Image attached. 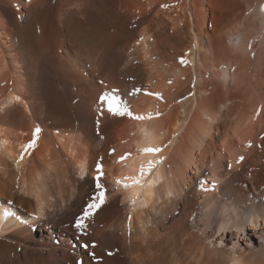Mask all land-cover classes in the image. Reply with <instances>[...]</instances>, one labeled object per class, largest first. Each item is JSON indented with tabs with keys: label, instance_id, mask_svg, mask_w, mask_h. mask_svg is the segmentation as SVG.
<instances>
[{
	"label": "bare ground",
	"instance_id": "6f19581e",
	"mask_svg": "<svg viewBox=\"0 0 264 264\" xmlns=\"http://www.w3.org/2000/svg\"><path fill=\"white\" fill-rule=\"evenodd\" d=\"M98 2L0 0L12 9L0 10V264H264V0H123L140 21L95 63L137 78L120 98L133 114H160L143 121L96 120L88 98L100 88L73 96L59 79L61 41H107ZM131 41L140 66L118 73ZM144 147L163 148L146 177L155 183L118 188L159 158L139 155ZM125 153L133 159L117 164ZM98 164L106 202L82 233ZM201 179L216 190L201 191Z\"/></svg>",
	"mask_w": 264,
	"mask_h": 264
},
{
	"label": "rangeland",
	"instance_id": "374dc122",
	"mask_svg": "<svg viewBox=\"0 0 264 264\" xmlns=\"http://www.w3.org/2000/svg\"><path fill=\"white\" fill-rule=\"evenodd\" d=\"M99 2L100 3L102 2L103 4H99ZM99 2H98V4H99L98 6L105 9L104 16L107 18V22H105L106 24L104 26V31H106L105 34H106L107 41L106 40H98V41H96V43H94L92 40H89V44H91V45H87V46H90L91 48L86 47V45H84L86 48L84 46L83 47L81 46L82 48H80V46H73L72 47L68 44L66 39L64 40L65 42L61 41L60 45L62 44L61 45L62 49L60 51V55L63 54L62 57L65 58V61L63 62L64 65L60 68V71L58 73L59 79L61 81H64L66 79L67 88L69 89L70 94L73 96H76V94H78V91L80 88L79 85L89 86L90 91L93 89L94 90L98 89V87L101 89V91H100V89H99V91L95 90L93 93H91L92 94L91 96L89 95V98H88L90 103L96 102L95 105L93 106V109H95L93 111L96 114L95 115L96 120H98L99 118L100 119L105 118L104 114H106V112L108 113L107 104L103 100V97L105 96V94L113 93V90H116V95L118 94V96L120 97L121 89L122 90L127 89L130 85L129 84L130 82L131 83L137 82L136 77L131 80V78H129V75L126 76L127 74L126 75L122 74V73L120 74L119 72H120V70H122V67H127V68L129 67L135 71L140 66L139 60H137L136 62H130L128 59V57H129L128 55H129L130 51L132 50L133 47H136L135 43L132 42L133 40L135 41V39H133L131 41L132 44H131V42L129 43L128 49L126 50L127 53H125V61L123 62V65L119 68V71H118L119 74L114 75L111 72L109 73V71L104 72V70L102 71L101 66H99L100 63H95L97 61L100 62L102 52L104 53L107 49L111 48L112 45L119 43L120 41L124 40V38H123L124 32H122V33H120V35H118L121 28H123L124 31L130 30V29L132 30L133 28H135L137 23H139V21H140V18L133 20V19H130L127 17V15L125 14L126 9L124 10V7H123V0H103V1L99 0ZM106 2L108 4L111 3L110 4L111 6L108 5ZM105 4H107V5H105ZM120 4H122V6ZM1 5H2V7H1ZM5 9L6 10H12L10 8V6H6V5L1 3L0 4V10L5 11ZM110 12L112 13L111 14L112 16H110ZM113 13H115V14H113ZM117 13H118V15H117ZM111 17L113 19H111ZM118 18H120L121 20L118 21ZM24 20H26V19H24ZM24 20L21 21V23L22 22L25 23L26 21H24ZM126 22H127V24H125ZM114 23H116V24H114ZM114 27H115V30H114ZM110 41H111V43H110ZM105 42H106V44H105ZM95 47H97V49ZM95 59H96V61H94ZM96 64H98L99 68H97L98 66ZM107 74L108 75L112 74L113 78H111L110 75H109L110 76L109 77ZM115 77L116 78L118 77L117 80ZM109 78H111V79H109ZM114 81H115V83H114ZM119 86H121V87H119ZM92 87H93V89H92ZM130 87H131V85H130ZM96 91L99 92L98 95H97ZM95 95H97V96H95ZM78 97L80 98V99L78 98L79 100H82V97H80V96H78ZM208 183H209V185H211L212 182L209 180ZM243 239L244 238H241L240 242H242ZM229 247H231V245Z\"/></svg>",
	"mask_w": 264,
	"mask_h": 264
},
{
	"label": "snow or ice",
	"instance_id": "6c2138e0",
	"mask_svg": "<svg viewBox=\"0 0 264 264\" xmlns=\"http://www.w3.org/2000/svg\"><path fill=\"white\" fill-rule=\"evenodd\" d=\"M26 2L31 3V0H26ZM164 7H167V5H165ZM261 12L264 13V5L261 6ZM141 39H143V37H141ZM179 62L185 65L188 63V61L184 58H181ZM169 83H171V81H169ZM141 91H142L141 89L134 88L129 93V95L136 96V95H139ZM144 94L154 96L157 99H161V100L163 99L160 93L145 92ZM103 100L107 104L108 112L113 116H120V117L127 116L134 120L143 121L146 119L158 118L160 115L159 113H157L156 116L153 117L152 114H148V115L133 114L132 111L130 110L128 103L122 100L118 95H116V90H113V93L105 94V96L103 97ZM261 110H264V109H261ZM261 110L257 111L256 113L257 117L259 116V113ZM41 131L42 130L39 127L35 129L34 134H33V139L29 143L23 146V151L21 152L17 163L22 162L24 160L25 155H30L31 150L35 149ZM262 139H264V137H262ZM247 146L251 147V142H249ZM162 151H163V148L161 147H144V148L139 149V155L141 156H153V157H159V158L150 159L146 162H141L138 175L124 176L122 179H117L115 181L116 186L118 188L123 187L125 190H129V189H134V188H144L146 186H149L155 183V181L146 180V177L151 176L153 171L155 169H158V167L164 163L165 158L160 156V153H162ZM114 153H115V149H113L110 154H114ZM130 159H133V154L125 153L124 155L120 156L116 160V163L127 166L126 162ZM243 160H244V157L240 156L237 162L239 163V162H242ZM96 172H97V175L95 177V181H96L97 194L92 199V202L88 204L87 209L85 210L83 215L77 220L76 225H75V227L78 230H80L82 233L85 232V230L88 227L86 221L92 218L93 215L95 214V211L99 209L106 202V190L104 188V184L101 183V180L103 176L105 175L102 164L97 165ZM198 187L203 192H209V191H215L217 186L215 183L209 185L207 179H201L198 183ZM131 203L133 205L136 204V196H134ZM3 215L5 218H7L10 216H13L14 212L11 210H5L3 212ZM221 230L223 231V226ZM129 232H131V217H129ZM209 243H211V241H209ZM92 246L95 247V244H93ZM233 247H235V245H233ZM111 254L112 253H109V255Z\"/></svg>",
	"mask_w": 264,
	"mask_h": 264
}]
</instances>
